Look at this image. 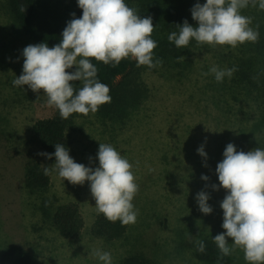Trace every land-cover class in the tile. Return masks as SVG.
Masks as SVG:
<instances>
[{"label":"rangeland","instance_id":"rangeland-1","mask_svg":"<svg viewBox=\"0 0 264 264\" xmlns=\"http://www.w3.org/2000/svg\"><path fill=\"white\" fill-rule=\"evenodd\" d=\"M37 1L42 14L55 26L66 27L76 18L71 14L76 12L77 0ZM125 3L134 8L127 0ZM1 15L0 255L8 245H15L33 256V264H104L93 255L96 249L109 252L112 264L135 251L151 257L154 264H217L195 258L191 249L201 236L213 239L225 231L220 202L226 191L211 187L219 186L216 165L229 142L237 151L264 149V125L257 101L244 89L217 82L209 72L212 66L228 69L229 50L197 51L190 73L178 82L167 83L151 71L143 73L151 88L142 115L119 129L102 131L92 118H76L66 147L74 161L97 167L99 143L111 144L133 165L139 185L132 201L138 210L136 223L126 225L119 238L106 241L90 234L97 210L88 181L73 185L52 170L46 191L34 192L26 185V163L44 160L37 155L44 150L30 141L31 125L38 117L50 116L54 106L47 104L43 92L37 95L27 85L13 86L12 81L22 74V50L33 43L22 37L11 19ZM74 70L75 66L67 71ZM201 145L207 153V166L197 152ZM202 174L209 180H202ZM201 190L209 194L207 203L213 208L207 215L196 201ZM45 200L50 207L79 203L84 226L77 239L63 237L44 218ZM228 256L231 264H248L239 248Z\"/></svg>","mask_w":264,"mask_h":264},{"label":"clouds","instance_id":"clouds-1","mask_svg":"<svg viewBox=\"0 0 264 264\" xmlns=\"http://www.w3.org/2000/svg\"><path fill=\"white\" fill-rule=\"evenodd\" d=\"M77 3L82 16L67 22L58 44L49 47L41 42L23 48L22 74L12 81L13 86L24 88L27 85L37 95L46 94L47 104L57 108L61 119L65 120L74 113L95 114L100 106L111 102L110 89L97 79L98 69L92 59L112 67L125 59L135 60L137 67L151 69L162 65L161 59H153L157 42L152 39L155 25L151 16L141 17L125 0H77ZM249 5L264 10V0H206L203 4L197 0L190 10L197 26L184 20L176 24L179 33L171 32L168 40L181 49L187 48L192 40L198 45L232 48L246 42L256 43L259 26L250 27L252 18L241 14ZM71 15L75 17V13ZM73 66L74 71H67ZM235 70V67L212 66L209 72L217 82H223L224 77L230 78ZM74 82H81L82 87L77 90ZM197 152L207 166L204 146L201 145ZM37 155L47 159L55 157L51 170L44 167L45 175L54 170L73 185L88 181L98 214L113 223L120 221L124 226L136 223L138 210L134 209L132 201L139 185L133 165L111 144L99 143L98 166L94 168L75 162L62 143L55 144L54 153L39 152ZM215 172L219 186L212 184V189L222 187L226 191L220 202L221 227L225 231L213 237L215 244L222 256L239 248L248 264H264V149L237 151L229 142ZM201 179L207 181L209 177L202 174ZM209 199V194L203 190L196 194L199 210L206 215L213 211L207 203ZM228 238H231L232 247H229ZM197 244V251L203 253L204 242L197 241ZM93 255L104 264H112L109 252L96 249Z\"/></svg>","mask_w":264,"mask_h":264},{"label":"trees","instance_id":"trees-1","mask_svg":"<svg viewBox=\"0 0 264 264\" xmlns=\"http://www.w3.org/2000/svg\"><path fill=\"white\" fill-rule=\"evenodd\" d=\"M134 5L141 17L151 16L154 31L152 39L157 42L153 59H161L162 65L155 68L147 66L137 67L136 61L125 59L116 67L104 65L94 59L91 62L97 67V79L106 84L111 96V102L100 106L95 113L72 114L68 119H61L57 108H53L52 114L47 117H38L31 125L30 141L39 146L46 153L55 152V144L62 143L67 147V134L73 128L76 118H92L93 122L100 125L102 131L115 130L127 124L132 118L142 115V108L150 95V86L143 78V73L151 71L162 77L165 82H178L190 73L193 59L197 51L229 50L228 69L235 67L233 75L223 79V84L231 83L235 89H244L246 95L254 97L258 103L261 114V122L264 125V10L249 5L241 10V14L251 17L250 27H258L259 39L256 43L246 42L235 48L228 45L211 46L198 45L192 40L187 48H177L168 40L171 32L179 33L176 24H182L187 20L194 27L196 21L192 19L191 8L197 0H127ZM206 0H199L203 4ZM22 8L25 10L22 11ZM0 9L4 19H11L19 27L22 37L33 44L46 43L48 46L56 45L61 40V33L65 27L55 26L42 14L37 0H2ZM82 16V9L76 7L75 17ZM260 17V19H256ZM9 46V45H7ZM4 47V46H3ZM212 50V52H213ZM235 51V52H233ZM2 58H5L2 57ZM1 59V58H0ZM82 87L81 82H74L77 90ZM258 96V97H257ZM132 119V120H133ZM51 159H32L25 166L26 185L34 192L46 191L51 183L50 174L45 175V166L51 170ZM51 172V171H50ZM42 214L49 220L56 231L70 240L77 239L83 229L84 221L77 201L50 207V202L45 200ZM51 211V212H50ZM126 230V226L120 221L110 222L103 214L95 213L90 225V234L94 237L111 241L119 238ZM197 241H203L205 251L198 252ZM192 254L200 260H213L217 264H231L229 256H222L214 240L208 236H201L191 244ZM33 256L25 249L15 245H8L0 255V264H33ZM117 264H154V260L141 251H135L122 257Z\"/></svg>","mask_w":264,"mask_h":264}]
</instances>
